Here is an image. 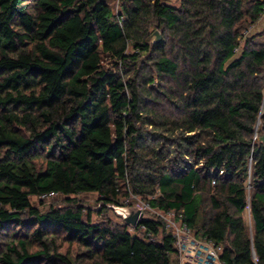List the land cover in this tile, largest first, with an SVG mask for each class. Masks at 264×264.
<instances>
[{"label":"trees","instance_id":"1","mask_svg":"<svg viewBox=\"0 0 264 264\" xmlns=\"http://www.w3.org/2000/svg\"><path fill=\"white\" fill-rule=\"evenodd\" d=\"M263 15L264 0H0V264H179L161 218L95 222L81 194L99 215L135 195L224 264H264V42L244 35ZM50 192L63 203L32 204Z\"/></svg>","mask_w":264,"mask_h":264},{"label":"built area","instance_id":"2","mask_svg":"<svg viewBox=\"0 0 264 264\" xmlns=\"http://www.w3.org/2000/svg\"><path fill=\"white\" fill-rule=\"evenodd\" d=\"M55 195L54 192L45 193L42 198L46 199ZM134 198H137V196L132 195L131 199ZM137 206L138 208L135 211L140 210L144 213L153 210L159 218L165 219V227L172 232L175 239L180 264H224L220 258L221 247L217 246L211 239L197 237L192 229L183 222L180 215L173 211L163 212L154 209L146 201L140 202ZM121 211L128 214L131 210L121 209Z\"/></svg>","mask_w":264,"mask_h":264},{"label":"rangeland","instance_id":"3","mask_svg":"<svg viewBox=\"0 0 264 264\" xmlns=\"http://www.w3.org/2000/svg\"><path fill=\"white\" fill-rule=\"evenodd\" d=\"M167 2L171 5H178L179 0H167ZM114 11L117 12L119 10V4L117 3L116 5H114L113 7ZM158 31L159 34L162 36V31L161 30H155L154 32ZM153 32V33H154ZM153 35V34H152ZM244 35L245 37H255V41L257 43H263L264 42V15L262 16V18L255 24H250L248 25L245 29H244ZM163 39V36H162ZM63 196L60 195H55V196H51L49 198L46 199H39L37 197H33L32 198V204L36 207H39L42 210H48L51 205L54 206H58L60 204L63 203ZM78 199L81 200L87 207L88 209H90L92 211V220L97 222V221H101L103 218L105 219H111L112 221L116 222H121L122 217L125 216V212L121 211V209H127L130 210L129 208H123V207H106L104 210V214H98V212L102 209V204L99 202V197L97 194H81L78 196ZM132 203H133V207L135 209L138 208V204H140V202H144L143 199H141L140 197L131 199ZM128 202V201H125ZM88 210L85 211V213H87ZM148 213V215H154L156 217L159 218L158 214L155 213V211H145ZM131 211L128 213L130 214ZM123 215V216H122ZM127 215V214H126ZM163 221L165 220L164 218H161ZM245 219L246 222L248 223V225L250 226V228H252L253 223L251 220V217L249 215V213H247L245 215ZM166 228V227H165ZM131 232H135V230H133V228H130ZM73 251H76V248L73 247ZM180 264V263H179Z\"/></svg>","mask_w":264,"mask_h":264},{"label":"water","instance_id":"4","mask_svg":"<svg viewBox=\"0 0 264 264\" xmlns=\"http://www.w3.org/2000/svg\"><path fill=\"white\" fill-rule=\"evenodd\" d=\"M153 42L159 43L162 41V36L158 31L154 32L152 35ZM264 140V137L261 138ZM144 217V213L140 210L132 211L130 214L124 216V221L128 225L136 226L138 222Z\"/></svg>","mask_w":264,"mask_h":264}]
</instances>
